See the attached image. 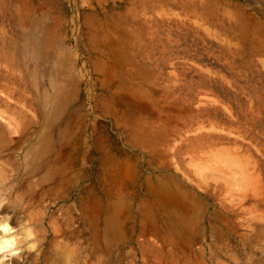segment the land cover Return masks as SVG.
<instances>
[{
  "label": "rangeland",
  "instance_id": "1",
  "mask_svg": "<svg viewBox=\"0 0 264 264\" xmlns=\"http://www.w3.org/2000/svg\"><path fill=\"white\" fill-rule=\"evenodd\" d=\"M54 4L0 10V214H70L119 264H264V0Z\"/></svg>",
  "mask_w": 264,
  "mask_h": 264
},
{
  "label": "bare ground",
  "instance_id": "2",
  "mask_svg": "<svg viewBox=\"0 0 264 264\" xmlns=\"http://www.w3.org/2000/svg\"><path fill=\"white\" fill-rule=\"evenodd\" d=\"M25 166L23 165V167H25ZM23 169H22V171H23ZM1 181H2V179H1ZM13 182H12V184H13ZM0 201H2V198H0ZM17 201H19V200L17 199ZM7 206L9 207V204ZM12 206H13V204H12ZM22 206H24V205H22ZM82 206H83V204H82ZM4 208H7V207L5 205H0L1 210ZM18 211L20 212V211H22V209L18 210ZM17 212H16V210L14 212H12L13 215H11V220L9 221L10 225H11V223H14V225L17 226L16 231L12 234L18 235V236H23L25 227L30 225L33 229V232H34V238L31 241H28L27 243H35L36 244L35 249L33 251H31L27 248L26 243H19L18 242L17 247L19 249V252L14 257H17V256L21 257L22 256L23 260H24L23 263L26 264V262H27V264H65V258L68 257V258H70V264H119L118 261L115 259L109 260V256H111V254L113 252V251H111L112 250L111 247H110V249H111L110 251H105L103 248H99L98 246L95 247L96 245L94 244L95 246H90V247H88L89 250H87V236L85 234L87 229L84 227H82L81 229H77L76 227L72 226L71 225L72 219L69 216L70 214L63 219V224H64V226H62L63 228H59V227L51 228L50 227L51 230H47L48 234H46L47 232H45L44 229H36V227L33 228L32 224L37 225L36 220H38V219L35 220L36 216L34 218V216L32 217L30 215L29 219H28L30 223L26 224V222L23 220V217L25 218L27 216V213L26 214L24 213L26 216H24V215L22 216ZM86 214L87 213H85V211H84L82 216H81V222L83 225H85L87 222V215ZM2 215H4V214H2ZM112 218L113 217H111V218L109 217V218H105V219L111 220ZM0 223H3V220H0ZM61 224H62V222H61ZM11 226L14 228L13 225H11ZM102 247H104V246H102ZM262 248L264 249L263 245H262ZM22 249L25 250V255L21 254ZM112 257H114V256H112ZM13 259L15 260V258H13ZM261 262H262V260H261ZM5 264H11V263L5 262Z\"/></svg>",
  "mask_w": 264,
  "mask_h": 264
},
{
  "label": "clouds",
  "instance_id": "3",
  "mask_svg": "<svg viewBox=\"0 0 264 264\" xmlns=\"http://www.w3.org/2000/svg\"><path fill=\"white\" fill-rule=\"evenodd\" d=\"M4 203L6 202L0 201V205H3ZM0 220H3V223H0V264H5V262L10 260L11 257L17 255L19 251L17 247L18 242L26 243L29 250L35 249V243H27L34 238V232L30 225L25 227L23 236H18L12 234L16 230L9 223L11 220L10 215H0ZM65 264H70V258H65Z\"/></svg>",
  "mask_w": 264,
  "mask_h": 264
},
{
  "label": "crops",
  "instance_id": "4",
  "mask_svg": "<svg viewBox=\"0 0 264 264\" xmlns=\"http://www.w3.org/2000/svg\"><path fill=\"white\" fill-rule=\"evenodd\" d=\"M61 0H42V8L44 6L45 3L51 2L52 3V7L51 8H47V9H42V11H47L52 13L53 15L56 16V12L58 11V7L55 6L54 3L59 2ZM64 1V7L66 10H68L69 12V16L70 17H76L79 18L81 16L80 11L82 9H87V0H63ZM5 4L3 5V7H0V10H4V12L6 10H11V3L13 2V0H5Z\"/></svg>",
  "mask_w": 264,
  "mask_h": 264
}]
</instances>
